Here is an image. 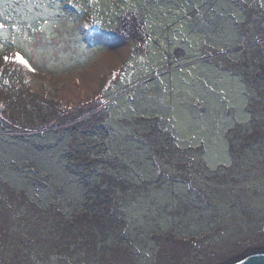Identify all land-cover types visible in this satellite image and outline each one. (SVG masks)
I'll return each mask as SVG.
<instances>
[{
    "label": "rangeland",
    "instance_id": "374dc122",
    "mask_svg": "<svg viewBox=\"0 0 264 264\" xmlns=\"http://www.w3.org/2000/svg\"><path fill=\"white\" fill-rule=\"evenodd\" d=\"M175 1L0 0V193L4 181L30 199L0 204V264H233L264 254V145L235 171L221 169L231 165L226 133L250 126L248 101L260 85L244 64L252 54H241L244 14L233 0ZM15 65L28 102L17 93L9 105L3 67ZM89 109L104 123L87 133L86 153L121 162L118 172L134 186L117 212L124 224L118 233L105 228L112 231L98 258L57 254L49 220L60 213L41 210L58 203L75 220L93 205L90 179L94 187L99 179H85L73 163L81 148L68 146L69 120ZM154 117L181 148L203 144L220 177L202 174L200 154L190 155V170L178 164L180 153L152 158Z\"/></svg>",
    "mask_w": 264,
    "mask_h": 264
},
{
    "label": "trees",
    "instance_id": "16d2710c",
    "mask_svg": "<svg viewBox=\"0 0 264 264\" xmlns=\"http://www.w3.org/2000/svg\"><path fill=\"white\" fill-rule=\"evenodd\" d=\"M250 1L251 0H233L245 17V19L239 23L240 33L243 34V37H246V44L244 49H242L241 54L245 53L248 56L252 54V57H249L248 63L245 60L244 64L256 69L255 75L256 79L260 82V85L255 86L257 95L255 93V95L251 96L248 101L247 110L251 116L250 126L245 128L240 125H236L229 129L226 133L229 139L228 146L230 149L231 165L222 166L223 168L221 169L224 170L222 174L235 171V164L238 160L247 158L248 153H252L250 151L256 150L255 147L264 145V6L262 5L261 0ZM176 2L177 0L175 1V6ZM191 2L193 3V1ZM216 56L217 58L215 62H217V64L221 67L226 68V57H221V54H217ZM213 57H215V55H213ZM211 58L212 57H208L201 60L208 61ZM257 58H259L258 63L256 61ZM228 66H230V64ZM3 70L6 74L4 81L7 82V85L11 89L10 91L13 93V95H10L9 97L11 100L14 97L8 104L11 105V103L16 101L15 99H18L16 96L17 93H20L25 97V103L28 102L25 96L26 85L21 82L22 79H24L21 77L22 70H20L17 65L4 66ZM248 76L251 80V76ZM11 82L12 86L10 84ZM16 82L17 85L15 86L14 84ZM143 82L145 81L140 83ZM14 105L15 104H13V107ZM32 107V105H25V112L27 114H31L29 116L27 115V117H31L33 115L32 113H35L33 110L34 107ZM45 111L46 117L50 115L57 117V120L61 118L59 117V112L53 113V108H47V110L45 108ZM103 115L104 114L101 111L89 109V111L76 116L73 120H69L72 123L69 130H71L73 134L70 133L72 138L68 146L75 149L81 148L76 152L75 150H72L74 153L73 163H77V165L80 166L79 168L82 167L83 170H85V173L87 174L85 179H88L89 176L91 178V176L94 175L99 180L97 185L94 187L92 185L94 180L89 178L91 180V186L89 187L91 188L88 190H91V193L94 192V194L89 192L88 198L90 199L89 203L93 205L89 208L83 209L82 211L80 210L79 212H76L78 214L75 220L72 216L66 218L60 204L58 203H51V205L47 208L41 207L42 212L60 213L61 217L53 215L49 220L52 221L54 225L53 227L55 233L52 235V241L55 244L57 254H73L75 249H80V252L83 254H94L96 258H98L101 255L99 250L102 249V244L100 243L103 242V238L110 233L108 231H112H107L105 228H109L110 224H112V226L115 227L112 229H116L117 231V229L124 224L122 220H119L120 213L117 214V212L120 210L119 205L123 204L122 198L126 196L127 192L134 186L122 177L119 173L120 171L118 172V170L121 169V166H123L121 162L116 159L111 161V159H105V157L102 156L87 154L84 147V142L89 137L87 133L94 132V128L98 126L99 122L104 123ZM147 120L154 121L152 125L150 124V133L153 135L154 139V143H152L153 146L151 148L152 158L155 159V157H160L162 162H168L177 156L176 154L180 153L181 156L179 154L177 157L178 164H180L184 170H190L193 166V163L189 161L190 155L194 153L199 156L200 154L202 162L201 165L203 167L201 170L202 174L207 176L210 175L211 179H218L220 177L221 174L219 170H210L209 166L206 164L204 160L205 147L203 144H200L197 147H189L187 149L181 148L177 144L178 142L174 134L161 128V121L159 117L148 118ZM40 129L43 130L46 128L40 127ZM81 142L83 143V146H81ZM71 170L74 171L75 169L71 167ZM187 179L188 178L181 175L180 178H176L179 182H186V184L189 185V181H187ZM3 183L8 187V191L0 193V204H17L26 201L30 202V199L27 198L28 196L25 191H21L19 193L10 184L4 181ZM10 208L12 209L13 207ZM21 210H23V208H21ZM90 213H93V215ZM90 220L92 221L90 225L81 223L88 222ZM82 230H86L88 234L84 235ZM116 233H118V231ZM1 236L3 235L0 231V237ZM103 243H106L105 239Z\"/></svg>",
    "mask_w": 264,
    "mask_h": 264
},
{
    "label": "water",
    "instance_id": "95a60500",
    "mask_svg": "<svg viewBox=\"0 0 264 264\" xmlns=\"http://www.w3.org/2000/svg\"><path fill=\"white\" fill-rule=\"evenodd\" d=\"M233 264H264V254L242 256Z\"/></svg>",
    "mask_w": 264,
    "mask_h": 264
},
{
    "label": "bare ground",
    "instance_id": "6f19581e",
    "mask_svg": "<svg viewBox=\"0 0 264 264\" xmlns=\"http://www.w3.org/2000/svg\"><path fill=\"white\" fill-rule=\"evenodd\" d=\"M107 57H110V56H107ZM107 60H108V61H109V60H113V58L111 57V58H108Z\"/></svg>",
    "mask_w": 264,
    "mask_h": 264
}]
</instances>
